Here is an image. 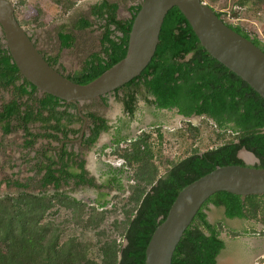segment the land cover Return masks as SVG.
Here are the masks:
<instances>
[{
    "label": "trees",
    "instance_id": "1",
    "mask_svg": "<svg viewBox=\"0 0 264 264\" xmlns=\"http://www.w3.org/2000/svg\"><path fill=\"white\" fill-rule=\"evenodd\" d=\"M12 1L21 27L34 30L46 26L42 8L26 16L23 10L29 7V0ZM208 1L213 4L218 0ZM77 2L57 0L60 11L54 18L66 16ZM236 3L242 8L244 18L257 26L248 21L236 26L225 18L222 21L264 52V19L257 16L264 10V0H236ZM117 9L116 3L101 0L90 5L89 15L93 20L81 15L72 21L76 30L96 24L102 32L100 53L92 54L81 71L67 75L70 81L88 84L125 57L131 24L140 5L129 7L131 17L127 20L117 18ZM216 14L222 16L221 12ZM59 41L62 49H68L73 46L74 38L62 32ZM47 61L52 66L57 64V58ZM19 79L18 69L0 37V92L11 96L9 101L0 96L3 135L22 129L29 138L25 147H30L35 136L29 125L34 123L43 125L40 130H53L63 138L67 132H77L68 129V125L81 121L77 114L68 111L72 105L51 95L34 98L31 104L23 102V98L32 97L36 88L25 80L18 84ZM129 86L134 88L125 95L129 114L134 110L136 93L143 88L154 98L158 110H176L184 119L199 117L200 124L195 126L183 120L176 130L152 127L135 140L123 142L113 153L115 159L126 162L127 170L123 167L121 171L128 172L126 183L116 175L102 183L87 178L82 163L72 162L75 156L65 146L57 161L45 158L48 164L41 168L45 174L38 194L27 192L28 187L18 180L6 182L8 187L12 185L23 191L0 197V246H6L0 249V264H144L151 235L165 219L181 189L216 167L245 165L237 157L242 148L258 159L254 167L264 168V100L201 47L176 7L164 18L150 63L123 87ZM57 107L65 109L57 110ZM86 116L92 125L85 143L91 145L108 127L106 120L96 114ZM41 136L62 140L52 134ZM164 145L174 148L176 145L180 150L176 160L162 155ZM76 166L79 172L70 171ZM78 187L95 189L94 203L70 196ZM113 191L116 194L110 197ZM208 204L222 207L226 219L253 221L264 226V195L241 197L218 192L206 200L185 230L171 264H216L226 247L222 233L231 238L246 235L230 230L224 222L211 224L206 214ZM87 233L95 239H85ZM250 234L264 237V230Z\"/></svg>",
    "mask_w": 264,
    "mask_h": 264
},
{
    "label": "water",
    "instance_id": "2",
    "mask_svg": "<svg viewBox=\"0 0 264 264\" xmlns=\"http://www.w3.org/2000/svg\"><path fill=\"white\" fill-rule=\"evenodd\" d=\"M139 5L129 31L125 57L85 85L70 81L47 62L30 33L18 23L9 0H0V37L25 81L38 92L78 104L104 96L138 77L154 56L166 14L176 7L201 47L264 100V52L228 27L202 0H141ZM177 118L185 120L182 116ZM244 155H250L258 163L253 153L242 148L237 157L245 165L216 167L179 191L165 219L151 235L144 264H171L185 230L212 195L218 192L241 197L264 195V168L248 164ZM221 237L227 240L225 233ZM220 262L224 261L219 255L216 264Z\"/></svg>",
    "mask_w": 264,
    "mask_h": 264
},
{
    "label": "flooded vegetation",
    "instance_id": "3",
    "mask_svg": "<svg viewBox=\"0 0 264 264\" xmlns=\"http://www.w3.org/2000/svg\"><path fill=\"white\" fill-rule=\"evenodd\" d=\"M118 1L122 3V0ZM23 83L24 79L20 76L18 84ZM28 89H30V87ZM118 89L109 92L104 96L89 101H83L78 104L68 103L72 105L69 107L68 111L72 114H77L81 121L73 122L72 124L68 125L69 130H75L77 132L74 134L72 132H67L64 138L62 134L60 135L59 133H56L53 130H40L43 125L41 123H34L29 125V128L30 132L35 136V141L30 147H25V141L29 140V138L24 136L25 133L22 129V138L20 139V142H16V140H14L13 138V135H15L14 133L16 131L9 135H3L0 131V160L5 161V159H7L8 157H10L11 159L19 158L22 164H25L24 168H26V173H33L34 177L41 176L43 178L45 170H42L41 168L43 164H48V160H46L45 158H51L53 161H57V155L65 146L66 151L68 153L74 154L75 156L74 158H72V162L75 161L77 164L82 163V167L85 173L87 174V178L95 179L94 174L90 171L91 169L88 167L92 158L94 164L96 165L95 172L101 175L99 178L108 179L109 177L116 175L117 178H121L122 182H124L123 173H125V171L123 173H121V171L123 167L126 169L127 165L124 160H121V164H116V162L120 159H115V155L113 153L115 149L117 147L121 148V144L123 142H131L132 140H135L138 135L145 129L151 126L159 125L161 124V122L164 123L163 121L158 122V119L164 118V121H170V118L174 120L180 115L177 114L176 110H158L153 104L154 98L148 95L143 88L140 89L139 93H136L134 102L135 107L133 112L129 114L126 109L127 100H125V95L131 94L134 91V88L132 86H129L127 89H125L122 86L119 90ZM44 95L48 94H43L36 90L31 95L32 97L23 98V102L29 101V104H31V101H33L34 98L40 99L44 97ZM10 97V94L7 95V99L5 100L9 101ZM114 103L119 104L117 110H113L115 108L113 107ZM56 109L64 110L65 107H57ZM105 109L108 111L104 112ZM22 110H24V107L22 108ZM89 113H94L97 116L105 119L106 125L108 127L105 132L100 133L99 137L91 145H87L85 143L87 138L91 135V119L86 116ZM80 114L84 117V119L80 116ZM168 115L170 116V118H168ZM191 118L196 117L192 116ZM190 119H185L184 121ZM182 121L183 120H181V122ZM155 122H157V124ZM53 124L54 123H51V125ZM44 134L57 135L58 139L61 138L62 140L59 142L57 139L54 140L52 138H42L41 135ZM104 135H106V138L103 139ZM5 137L7 138V140H5ZM3 138L5 139L2 140ZM44 142L45 144H43ZM13 168L14 166L10 167L9 170ZM70 171L79 172V170H77V166L71 168ZM19 174L20 171H18V175ZM13 176L14 175H12V177ZM7 177L8 174L5 178ZM17 180L21 183L19 179ZM13 188L15 190L21 189L18 187ZM89 189L96 191L93 188ZM114 193V191L111 192L110 197ZM92 199L95 200L96 198ZM210 206L213 205H207L206 214L209 212ZM215 208L219 212L218 220H220L221 222H224L226 224L228 223V221L239 220L226 219L223 214L224 209L222 207H214V209ZM211 224H217V222H212ZM236 231L240 234H246L244 229H242L241 227L238 228ZM226 236L227 240H224L226 243V247L220 253V256L222 257V260H224V262L226 261L230 264H257V261H259L261 258H264V256H259V258L256 257L259 254L257 252L258 248L254 247V245L252 244H249L250 242L247 240L251 237H246L245 235H242L236 238H231L227 234ZM225 257H227V259H225ZM263 263L264 261L261 262V264Z\"/></svg>",
    "mask_w": 264,
    "mask_h": 264
},
{
    "label": "crops",
    "instance_id": "4",
    "mask_svg": "<svg viewBox=\"0 0 264 264\" xmlns=\"http://www.w3.org/2000/svg\"><path fill=\"white\" fill-rule=\"evenodd\" d=\"M101 0H85L84 2L78 1L76 5H74V8H72L71 12L69 15L74 14H80L79 16H86L90 20H93V17L89 15V8L91 4H94L96 2H100ZM110 3H116L118 5L117 9V18L120 20H127L130 17L129 10L125 9L124 7V2L120 3L118 0H108ZM82 3V4H80ZM129 9V8H128ZM125 10L127 12H125ZM49 14L42 15V18L48 22L46 26H43L38 29H34L30 31L31 38L37 47V49L43 54V56L48 60V59H56L57 58V64H55V67L60 70L63 74L66 75H71L74 74L75 72H79L82 70L84 64L88 60V58L92 54H98L100 53L101 47L100 43L98 41V46H91V43L89 45L88 40L90 39V36L94 33V27L93 25L89 29L85 30H76L72 27V21L73 20H67L65 19H56L52 20V18H49ZM74 17V16H73ZM122 17V18H121ZM64 34H71L72 37L74 38L73 46L71 48L65 49L60 47V41H59V35L61 33ZM54 43V45H53ZM55 47V48H54ZM168 118L170 116L168 115ZM177 118V117H176ZM171 122V121H170ZM103 137V136H102ZM106 138V135H104L103 139ZM102 139V138H101ZM45 144V142L43 143ZM24 153V152H23ZM89 159V158H88ZM89 161V160H88ZM14 166L13 169L9 170L10 167ZM25 164H22V162L17 159H11L10 161H2L0 160V168L6 169V173L8 174V177L5 178L2 186L3 188L1 189L0 187V192L4 191L7 189L8 185L6 182L13 183L19 179L23 185H26L28 189L26 190L27 192L33 193V194H38L40 191V181L42 179L41 176L39 177H34L33 173H26V168ZM88 167L91 169L90 171L94 174L96 183H102L105 178H99L101 175L99 173L95 172V167L96 165L94 164L92 158L91 161L88 165ZM24 168V169H23ZM28 170V168H27ZM18 171H20V174L18 175ZM12 175H14L12 177ZM126 174H124V182L126 183ZM14 187V186H10ZM85 187H78V189L74 192H82V190ZM14 189V188H13ZM15 190V189H14ZM21 190V189H20ZM17 190L18 192H21L23 190ZM49 193L53 192L52 191V186L49 187ZM16 193V194H17ZM11 195V194H8ZM215 206H210L209 212L207 213V218L212 222H221L218 220V210L215 208ZM217 212V213H216ZM241 221V220H238ZM235 220L233 221H228V223H224L227 228L229 227L230 230H235L236 226L240 225L241 222H238ZM244 221V220H243ZM244 222H253V221H244ZM259 224V223H258ZM231 226V227H230ZM245 228L249 227L252 228L251 225L247 223H243V227ZM262 227V230L264 228L263 225L260 224ZM232 228V229H231ZM255 228V227H254ZM253 228V229H254ZM260 230V229H259ZM250 243L254 245V247L258 248V255L256 257L259 258L264 256V238H262L261 242L257 240V238H249L247 239ZM262 259V258H261ZM224 264V263H222ZM264 264V263H263Z\"/></svg>",
    "mask_w": 264,
    "mask_h": 264
},
{
    "label": "rangeland",
    "instance_id": "5",
    "mask_svg": "<svg viewBox=\"0 0 264 264\" xmlns=\"http://www.w3.org/2000/svg\"><path fill=\"white\" fill-rule=\"evenodd\" d=\"M56 1L57 0H29V7L27 9L23 10V13L26 16H28V15H31V14H35L36 13L35 10L37 8H42V10L44 11V13L49 14L51 16L52 20L63 19L65 17L66 19L68 18L67 20H70V21L71 20H74V18L76 16L78 17L80 15V14H74V13L72 15H69V13L72 10L71 9L66 14V16H64L62 18H60V17L54 18L56 16V14L60 11V9H59L60 6L56 4ZM77 1L84 2L85 0H77ZM122 1L124 2V7L127 10H128L129 7H131V6H137L141 2V0H122ZM202 1L205 2L208 6L212 7L217 12L227 11L230 8L232 9L233 7H236L237 6L236 0H218L215 3H213V4L209 3L208 0H202ZM80 4H82V3H80ZM238 7H240V6H237L236 8H238ZM125 12H127V11L125 10ZM93 32L94 33L90 36V39L88 40V43H89V45L91 43V46H93V47L94 46L97 47L98 46L97 44H98V41L100 39V36H101V32L102 31L99 30V28H98L97 25H95ZM53 45H54V43H53ZM1 95L4 96V99H7V95H9V93L8 92L7 93L4 92V94H3V92H0V96ZM0 103H2V100H0ZM118 105L119 104L114 103V106L113 107H115V108L113 110H117L118 109ZM107 111L108 110H106V109L104 110V112H107ZM169 120L171 122L168 121V120H165L164 121V118L158 119V122H160V121H163L164 122V123L161 122V124H159V126H162L163 129H165V130H176V129L180 128L181 125H182L181 121H179L177 118H175L174 120L172 118H170ZM200 120H201L200 118H197L196 117V118H191L189 121H191L193 125L198 126L200 124V122H201ZM150 121H151V119H150ZM155 123L157 124V122H155ZM149 125H153V124H149ZM151 128H152V126H151ZM151 128H147L146 130H151ZM14 134H15V135H13L14 140H16V142H18V141L20 142L21 141L20 139L22 138V131H21V129L18 130V131H16ZM5 138H3L2 140H4ZM13 138H11V139H13ZM5 140H7V138ZM202 141H203L202 144H204L202 148H204L205 145H206V139L203 138ZM160 152L163 153L162 155H165L166 158L175 159V160L180 155V150L176 147V145H175V148H174V146L164 145L163 151H160ZM5 160L10 161L11 158L8 157ZM246 162L248 164H254V165L257 163L256 161H253V160H251V161L246 160ZM5 171H6V169L3 170V168H0V187H1V189L3 188L2 184H3L4 180H5L6 175H7V173ZM16 193H17V190H14L13 187H7V189H5L4 191L0 192V197L1 196H4V195H8V194L15 195ZM69 194H70V196H72L74 198H77L79 200H83V201H85L87 203H91V204L94 201L92 198H96L97 197L96 191H94L92 189H89L87 187L85 189H83L82 192H72V193H69ZM115 194L116 193H114L113 195H115ZM106 207L109 208V206H106ZM110 220L111 219H109V221ZM244 221L243 220L238 221V222H241V223H240V225L236 226V228H234V229L237 230L238 228L241 227L246 232V235H245L246 237L257 238V240L261 242L262 238H264V237L253 236V235L250 234L252 231L261 232L262 231V227L260 226V224H258L256 222H250V223H248V222H244ZM243 223H247V224L251 225L252 228H249V227L248 228L247 227L245 228V226L243 227ZM263 230H264V228H263ZM85 236H86L85 239H88V238L90 240H94L95 239L93 237V235L90 234V233L85 234ZM5 248H6L5 245H1L0 246V249H2V250H4ZM225 259H227V257H225ZM262 261H264V258H262L259 261H257V264H261ZM224 264H230V263H228V262L225 261Z\"/></svg>",
    "mask_w": 264,
    "mask_h": 264
},
{
    "label": "built area",
    "instance_id": "6",
    "mask_svg": "<svg viewBox=\"0 0 264 264\" xmlns=\"http://www.w3.org/2000/svg\"><path fill=\"white\" fill-rule=\"evenodd\" d=\"M205 3V2H204ZM206 4V3H205ZM207 5V4H206ZM237 7V6H236ZM236 7H233L232 9L230 8L229 10H227V11H223V12H221L222 13V16L220 17L222 20H223V18H225L226 20H228V22L232 25V26H236V25H238L240 22H245V21H248V22H250L251 24L253 23L254 24V26H257V24L256 23H254V21H249V20H246V18H244V12L243 11H241L242 10V8H240V7H238V8H236ZM212 8V7H211ZM213 9V8H212ZM214 10V9H213ZM214 12H217L216 10H214ZM220 13V12H219ZM257 16L258 17H260V18H262V19H264V10H261V11H259L258 13H257ZM121 160L122 159H120V160H118L117 162H116V164L117 165H119V164H121ZM125 170H127V169H125ZM124 174H126V176H128V172L127 171H125V173ZM127 178V177H126Z\"/></svg>",
    "mask_w": 264,
    "mask_h": 264
},
{
    "label": "clouds",
    "instance_id": "7",
    "mask_svg": "<svg viewBox=\"0 0 264 264\" xmlns=\"http://www.w3.org/2000/svg\"><path fill=\"white\" fill-rule=\"evenodd\" d=\"M9 1H11V0H9ZM12 2V1H11ZM13 3V2H12ZM14 5V4H13ZM210 7V6H209ZM129 19H130V17H129ZM23 28V27H22ZM24 30H26V31H28L29 33H30V31L31 30H28V29H25V28H23ZM100 30V29H99ZM31 35V34H30ZM37 48V47H36ZM40 52V51H39ZM41 53V52H40ZM42 54V53H41ZM43 55V54H42ZM44 57V56H43ZM45 58V57H44ZM46 59V58H45ZM48 62V61H47ZM54 68H56L55 66H53ZM57 69V68H56ZM57 71L58 72H60L58 69H57ZM60 73H62V72H60ZM63 74V73H62ZM63 75H65V74H63ZM66 76V75H65ZM166 111H169V110H166ZM178 120H179V118H177ZM181 121V120H180ZM152 127H160L159 125H156V126H152ZM165 127V126H164ZM149 128H151V127H149ZM144 131H147L146 129L144 130ZM144 131H142V132H144ZM142 132L140 133V134H142ZM139 134V135H140ZM138 135V136H139ZM77 199V198H76ZM77 200H79V199H77ZM95 201V200H94ZM94 201H93V203H94Z\"/></svg>",
    "mask_w": 264,
    "mask_h": 264
},
{
    "label": "bare ground",
    "instance_id": "8",
    "mask_svg": "<svg viewBox=\"0 0 264 264\" xmlns=\"http://www.w3.org/2000/svg\"><path fill=\"white\" fill-rule=\"evenodd\" d=\"M244 158H245L246 160H249V161L252 160V157H251L250 155H244ZM222 263H224V262H220L219 264H222Z\"/></svg>",
    "mask_w": 264,
    "mask_h": 264
}]
</instances>
